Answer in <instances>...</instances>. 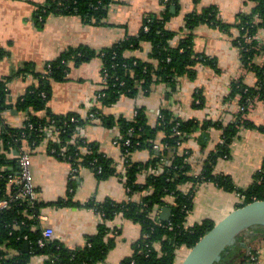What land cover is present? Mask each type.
Listing matches in <instances>:
<instances>
[{
  "label": "trees",
  "instance_id": "1",
  "mask_svg": "<svg viewBox=\"0 0 264 264\" xmlns=\"http://www.w3.org/2000/svg\"><path fill=\"white\" fill-rule=\"evenodd\" d=\"M114 0H46L38 7L35 23L42 27L46 18L53 15L78 16L86 24L102 25L107 17L108 8ZM252 4L249 13H240L233 24L224 23L217 16L215 6L202 8L185 16V28L191 31L196 25L204 23L221 31L235 27L238 34L233 43L239 51L241 65L247 72L256 76V84L248 87L241 81L231 85L232 95H239V112L237 121L221 127L222 140L213 152H210L203 163L201 173L192 175L188 152L179 153L178 149L188 136L196 130L198 123L183 122L172 117L167 110L160 111V117L154 126L147 123L143 109H136L132 121L122 117L113 118L102 110L115 104L120 98H135L139 93L148 95L156 84L174 85L176 78L187 75L194 77V66L204 63L214 66L213 61L197 57L193 52L194 36L186 33L176 47L169 45L175 33L166 30V22L170 17L171 5L177 0H160L164 11L159 15H145L142 26L136 36L128 37L99 53L79 46L69 48L55 60L48 62L43 73L31 72L30 67L17 71L13 77L31 73L35 84L21 95L12 105L7 102L8 89L6 78L0 81V200L11 199L10 207L0 211V264H28L31 256H43V264H98L103 262L110 250L115 246L114 238L107 237L108 224L115 216L122 214L123 219L137 224L140 237L132 245L131 256L120 264H175L176 251L185 248L186 254L216 224L205 219L191 227L185 226L187 216L193 208V188L182 191L184 184L210 182L222 191L237 193L242 200L236 208L254 201H264V158L259 171L246 189L234 186L229 176L215 174L214 166L219 158H228L229 145L238 128H253L246 115L250 105L256 101L264 102V62L255 63L264 46L253 39L259 29H264V0H249ZM196 6L200 0H192ZM147 31H144V28ZM142 42L150 43V61L125 57V52L136 49ZM3 53L0 50V59ZM98 56L102 61L101 75L104 77L103 89L95 95L90 114L92 117L81 118L76 114L57 115L47 108L51 96L52 82L66 80L71 67ZM15 109L23 112L26 119L19 128L4 127L2 114ZM101 125L105 128L118 127L120 137L118 147L124 160V185L128 200L117 203L95 200L87 202L84 207L93 209L101 217L97 232L88 238L84 247L68 248L63 243L52 240L45 247L39 248L37 241L42 237V228L35 219V214L46 205L40 202L35 209H29L26 202L17 198L18 186L9 185L7 170L10 162L8 152L20 150L25 144L31 153L46 139L55 135L56 139L48 141L46 152L59 160L68 162L71 168L89 169L99 181L117 173L113 163L99 151L95 142L79 137V130L86 126ZM3 127V128H2ZM204 128V125H203ZM264 133V127H258ZM161 136L160 142L158 137ZM129 141V146L124 142ZM155 146H159L154 149ZM149 150L152 157L146 163L130 161V155L136 151ZM162 168L159 174L154 170ZM153 170V171H152ZM145 174L143 182L139 180ZM18 178V176H16ZM121 178V177H120ZM138 201L133 200L135 194H142ZM169 199L171 201H169ZM58 207L79 206L70 200L57 201ZM168 207L171 210L167 222L159 219L158 210ZM235 208V209H236ZM32 216V217H29ZM263 227H253L241 233L236 243L222 253L215 264H250L257 258L251 246L240 244L246 233ZM26 238V239H24ZM254 241V239H253ZM28 245V250L23 248ZM251 249L247 253V249Z\"/></svg>",
  "mask_w": 264,
  "mask_h": 264
},
{
  "label": "crops",
  "instance_id": "2",
  "mask_svg": "<svg viewBox=\"0 0 264 264\" xmlns=\"http://www.w3.org/2000/svg\"><path fill=\"white\" fill-rule=\"evenodd\" d=\"M45 1L0 0V50L3 53L0 59V81L9 77L6 83L9 104L13 105L36 83L31 73L13 77L17 71L29 66L31 72L43 73L48 62L55 60L69 48L85 46L99 53L104 48L136 36L145 15H159L165 9L160 0H114L102 25L86 24L78 16L51 14L44 25L38 27L35 16L38 7ZM209 6H215L217 16L231 25L240 13H249L252 4L249 0H200L195 6L192 0H177L176 6L170 7V17L165 27L167 31L175 33L169 42L171 47H176L186 33L192 32L194 54L213 61L214 66L197 63L193 78L184 75L176 78L172 86L153 85L148 95L139 93L135 98L122 97L102 110L113 118L122 117L132 121L135 110L143 109L147 123L151 126L156 124L161 110L169 111L172 117L183 122L198 123L196 130L178 149L179 153H190L188 161L194 176L201 173L207 156L221 143L223 130L218 124L225 127L237 121L239 95H232V83L242 80L248 87L256 84V76L241 65L239 51L233 43L238 34L235 27L226 32L200 23L191 31L186 30L185 16ZM253 39L258 45L264 46V29H259ZM150 54V43L142 42L136 49L126 51L125 57L150 61ZM263 62L264 56L256 57V64L262 65ZM101 71L102 61L98 56L77 67H71L66 80L52 82L48 110L57 115L71 113L83 119L89 117L95 95L104 86ZM246 117L254 127L238 128L229 145L228 158L217 159L214 166L215 174L229 176L239 189L250 186L264 158V133L257 129L264 127V102L256 101ZM25 119V113L12 109L2 114V125L19 128ZM79 137L95 142L99 151L113 163L117 173H123L124 160L120 148L114 144L120 137L118 127L86 126L79 130ZM51 138H46L31 154L33 183L40 202L46 205L39 212L44 218L40 225L42 229L51 228L54 240L68 248L84 247L88 238L96 234L101 217L93 209L83 205L91 200L97 203L126 201L128 197L125 185L120 179L121 175L99 181L89 169L73 172L68 162L46 152ZM161 138L159 136L157 141L160 142ZM16 155V151L8 152V162L16 159ZM151 157L150 151L145 149L132 153L130 161L146 163ZM10 163L12 164H8L7 170L16 180L18 166L15 162ZM161 172L162 168L153 171L155 174ZM144 179L145 174L139 178L141 182ZM192 188L193 208L185 222L187 227L205 219L218 223L240 202L237 193L222 191L210 182L194 186L187 183L181 187L184 192ZM145 194L146 192L135 194L133 200L138 201ZM68 196L79 206L55 205L57 201H65ZM161 210H158V215ZM108 226L107 237L114 238L115 246L105 260L98 264H120L131 256L132 245L140 237V228L123 219L122 214L115 216ZM247 243L257 253V258L250 264H264V231L246 233L240 244ZM44 260L43 256L35 255L30 257L28 264H43Z\"/></svg>",
  "mask_w": 264,
  "mask_h": 264
},
{
  "label": "water",
  "instance_id": "3",
  "mask_svg": "<svg viewBox=\"0 0 264 264\" xmlns=\"http://www.w3.org/2000/svg\"><path fill=\"white\" fill-rule=\"evenodd\" d=\"M170 215V208L164 207L159 219L167 222ZM253 227L264 228V201H254L231 211L191 248L181 264H215L228 247L234 246L241 233ZM23 248L27 251L28 245L25 243Z\"/></svg>",
  "mask_w": 264,
  "mask_h": 264
},
{
  "label": "built area",
  "instance_id": "4",
  "mask_svg": "<svg viewBox=\"0 0 264 264\" xmlns=\"http://www.w3.org/2000/svg\"><path fill=\"white\" fill-rule=\"evenodd\" d=\"M144 31H147L146 27L144 28ZM259 56H264V50ZM104 77L105 75L102 77L103 82H104ZM251 107L252 106L250 105V108ZM89 117H92V115L90 114ZM55 139L56 137L55 135H53L51 140H55ZM114 144L118 147L117 140L114 141ZM124 145L129 146V141H125ZM158 147L155 146L154 149H157ZM31 154L32 153L30 149L27 146H25V144H23V146L20 147V150L17 152L16 155V162L18 166V178L15 180L14 178L9 177V185L11 184L17 185L18 186V193L16 194L17 198L25 201L29 209H35L36 205L40 203V200L38 198L37 190L33 183V176L31 172ZM73 172H77V169L73 168ZM120 179L124 184V180H125L124 171ZM239 198L240 200L243 199V197L240 196ZM10 202L11 199L0 200V211L7 210L10 207ZM35 219L39 222V224L42 220H44V218L41 216L40 213L35 214ZM53 237H54V232L51 228L42 229V237L37 241L38 247L39 248L45 247L50 241L54 239Z\"/></svg>",
  "mask_w": 264,
  "mask_h": 264
},
{
  "label": "rangeland",
  "instance_id": "5",
  "mask_svg": "<svg viewBox=\"0 0 264 264\" xmlns=\"http://www.w3.org/2000/svg\"><path fill=\"white\" fill-rule=\"evenodd\" d=\"M255 231L257 232V230H255ZM186 252L187 251L185 250V248H180L178 251H176L175 264H181V262L183 261V259L187 255Z\"/></svg>",
  "mask_w": 264,
  "mask_h": 264
}]
</instances>
